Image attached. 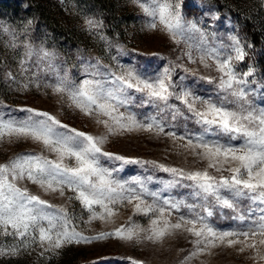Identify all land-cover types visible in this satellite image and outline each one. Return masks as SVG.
Segmentation results:
<instances>
[{
    "label": "rangeland",
    "instance_id": "1",
    "mask_svg": "<svg viewBox=\"0 0 264 264\" xmlns=\"http://www.w3.org/2000/svg\"><path fill=\"white\" fill-rule=\"evenodd\" d=\"M141 3L154 7L151 0H0V26L9 29L4 32L0 27V115L4 119L21 120L30 115L21 109L33 108L55 115L78 131L94 136L105 135L103 125L71 107L66 96H59L51 87L45 86L54 84L58 76L78 84L90 78L88 73L97 68L117 74L132 70L144 78H155L168 67L179 87H186L203 98H223L226 94L217 86L219 74L214 67L205 68L199 63L200 33L189 34L187 42L173 41L160 27H149L153 18L144 12ZM179 3L184 22L195 23L203 32L204 47L218 48L227 55L231 52L230 38L235 36L240 40L246 55L242 61H234L235 71L242 75L252 70L253 75L247 78L249 89L254 90L249 99L253 106L264 107V0H179ZM89 19L95 21L96 26L88 27L86 21ZM25 45L36 51L44 49L54 56L40 62L33 55L22 70L20 63L25 59ZM189 45L193 47L189 49ZM189 50L195 63L185 55ZM37 83L40 87H36ZM25 84L29 85L26 89ZM131 96L132 103L127 110L121 108V112H130L142 121L150 116L157 119L163 116L168 124L166 131L175 130L178 135L203 132L194 115L174 98L169 104H175L180 111L173 119L171 111L161 113L154 104L148 103L144 93L132 92ZM208 138L214 137L209 135ZM240 142L232 141L234 144ZM103 149L128 160L155 161L167 167L185 170L205 167L202 162L183 153L172 140L154 132L110 135ZM41 152L54 158L53 154L30 140L9 142L5 139L0 142V164L18 154ZM100 166L108 169L113 179L127 182L126 187L139 190L132 181L140 180L150 192L159 193L162 199L195 204L197 211L205 203L192 195L190 181L174 178L151 163H126L101 157ZM174 180L179 182L170 185L169 182ZM18 185L57 208H65L71 227L86 237L113 232L121 226L147 229L150 224L149 216L136 213L126 202L110 205L116 212L112 218L92 220L70 190L66 189L62 197L58 193H44L27 180L19 181ZM145 199L149 203L153 200L150 196ZM249 207L258 212L264 205L242 198L239 209L247 212ZM95 208L98 213L104 211L99 206ZM212 211L209 220L215 226L224 229L237 227L239 222L230 219L236 214L232 210L213 206ZM181 212L187 215V209L182 208ZM143 237L144 232H140L139 240L133 241L109 236L91 243L68 244L58 250H44L33 244L27 249L21 247L15 255H0V264H180L192 248L189 238L181 234L166 237L158 243ZM18 243L12 236L0 234V248ZM250 255V252L239 254L233 249L217 248L211 255L200 256L191 264H264L253 261Z\"/></svg>",
    "mask_w": 264,
    "mask_h": 264
},
{
    "label": "snow or ice",
    "instance_id": "2",
    "mask_svg": "<svg viewBox=\"0 0 264 264\" xmlns=\"http://www.w3.org/2000/svg\"><path fill=\"white\" fill-rule=\"evenodd\" d=\"M151 3L154 7L140 4L153 18L150 28L160 27L177 43L187 42L191 33H200V45L197 47L201 53L199 63L205 68L214 67L219 74L218 89L226 95L213 100L179 87L173 81L172 69L168 67L155 78H144L132 70L117 74L97 68L88 73L90 78L78 84L58 76L54 84L45 86L51 87L59 96H66L71 107L103 125L105 135L94 136L78 131L62 123L55 115L33 108L21 109L30 113L21 120L4 119L0 115V142L5 139L9 142L30 140L54 155L50 158L43 152L22 153L0 164V234L12 236L19 242L18 245L0 248V255H15L21 247L27 249L33 244L44 250H58L68 244L91 243L109 236L133 241L139 240L140 232H144L143 238L153 243L177 234L189 238L191 251L180 264H191L200 256L211 255L217 248L233 249L239 254L250 252V259L264 262V207L258 212L251 207L247 212L239 209L242 198L264 205V107L253 106L249 99L250 92L254 91L249 89L247 79L253 75L252 70L238 75L234 67V61H242L246 55L244 46L233 36L230 38L231 52L227 55L218 48L204 47L203 32L195 23L184 22L179 0H151ZM86 24L90 28L96 26L91 19ZM2 30L9 31L7 27H2ZM25 47V59L20 63L22 70L33 55L40 62L54 56L44 49L36 51L30 45ZM192 47L189 45V49ZM185 55L191 62H196L190 50ZM209 60L211 64L207 63ZM28 86L23 85L25 89ZM36 87L40 84L37 83ZM132 92L144 93L148 103L154 104L161 113L171 111L173 119L180 111L175 104H169V100L174 98L194 115L203 132L178 135L175 130L166 131L168 124L163 116L160 119L150 116L142 121L130 112H121V108L127 110L132 103ZM131 131L154 132L168 138L183 153L202 162L205 167L185 170L156 164L155 161L128 160L104 151L108 136ZM209 135L214 138L209 139ZM232 141L241 142L234 144ZM101 157L126 163H151L171 173L174 178L190 181L192 195L205 203L197 211L195 204L162 199L159 193L150 192L140 180L132 181L139 190L126 187L127 182L113 179L112 173L100 166ZM23 180L30 181L44 193H58L62 197L66 189L70 190L92 220L112 218L116 212L110 205L126 202L136 213L150 217L149 227L121 226L113 232L86 237L71 227L65 208H57L27 188L20 187L18 182ZM178 182L174 180L169 184ZM145 196L152 197V202L149 203ZM95 206L104 211L98 213ZM213 206L236 213L230 219L239 222L237 227L224 229L211 223L209 218L213 216ZM182 208L187 209V215L181 212Z\"/></svg>",
    "mask_w": 264,
    "mask_h": 264
}]
</instances>
